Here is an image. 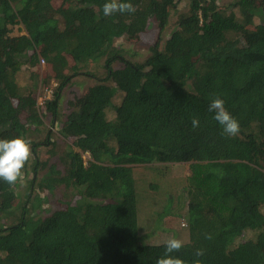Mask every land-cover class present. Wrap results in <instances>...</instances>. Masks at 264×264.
Masks as SVG:
<instances>
[{"label": "trees", "instance_id": "obj_1", "mask_svg": "<svg viewBox=\"0 0 264 264\" xmlns=\"http://www.w3.org/2000/svg\"><path fill=\"white\" fill-rule=\"evenodd\" d=\"M178 1L123 0L136 11L106 17V0H0V136L28 141L33 129L21 115L41 123L35 98L15 80L23 63L43 57L58 81L45 101L52 123L70 78L94 77L82 69L102 57L105 69L68 101L59 130L71 141L42 177L37 147L45 143L30 142L26 200L40 180L39 200L51 210L34 219L24 208L0 227V264H156L172 237L183 241L171 255L184 264H264V0L257 8L255 0H185L183 11ZM151 18L158 27L151 53L128 59L115 42L143 34ZM15 27L23 33L12 36ZM214 97L238 120L237 136L223 135L208 111ZM185 163L187 177H169L171 164ZM15 197L0 180V213ZM197 249L204 255L195 257Z\"/></svg>", "mask_w": 264, "mask_h": 264}, {"label": "rangeland", "instance_id": "obj_2", "mask_svg": "<svg viewBox=\"0 0 264 264\" xmlns=\"http://www.w3.org/2000/svg\"><path fill=\"white\" fill-rule=\"evenodd\" d=\"M231 1L232 0H216V3L217 5H219ZM185 4V0L178 1L177 9L179 11H183V6H185ZM252 5H254V8H257L258 2H256V0L253 1ZM175 15L177 14L171 13L169 28L174 27V25L176 24ZM16 28L17 27H15L13 33H11L12 36H17L23 33V30H18ZM169 32V30L166 31V33L162 37V41L165 39L166 36H168ZM157 40L158 27L156 24V20L154 18H151L148 22L147 29L143 34H140L134 39L119 38V40H117L115 43L124 50V55L128 59L142 62L151 53V49L152 47H154V44ZM162 41H159L160 45ZM19 59H23L25 61L26 57L20 56ZM68 59H70V57H68ZM102 62L103 57L100 58L99 62H97L96 64H93V62L91 61L90 64H88L85 68L82 69V71L87 72L88 74H92L94 75V77L83 74H77L75 76H72L70 78L69 83L60 90V99L57 106L58 116L53 123L51 121V114L45 109V101L52 99L53 93L56 90V87L58 86V81L55 80L52 76H50L49 67L46 61L43 59V57L39 56V61L37 64L29 66L26 63H23L18 72L16 73L15 80L18 85V88L21 90L22 93H30L31 96L35 98L36 107L38 108L40 113L38 114V116L41 120V123L37 124L33 120L24 119L23 115H21V120L26 124H30L33 129L31 130V132H29L27 136L28 142L45 143V145L42 144L37 147L39 161L46 163V166L40 169V177H42V175H44L48 171L49 167L53 164V162L56 161L59 151L64 149L69 144L68 142L71 141V139H67L66 137L61 136L59 130L61 128L62 122L64 121L69 112L68 101L72 100L73 97H75L76 95H81L83 92L86 91V89L90 85L96 83V78L104 77L105 69L102 67ZM114 66L117 67L118 63H115ZM68 73L70 72L68 71ZM45 87H49L51 91L48 92V90H45ZM28 121L32 122L29 123ZM47 137L49 138V140H47ZM13 138L15 137L11 136L10 138H8V135L6 137L0 136V139L10 140ZM50 151H55V156H53ZM83 158L86 161L88 159V155L84 154ZM166 165L169 166L168 164ZM170 166H172V168H170V171L172 172L169 177H174L175 179L187 177L189 173L187 163L171 164ZM140 167L141 166L138 165L135 168L136 171H139V175L141 173ZM32 177L33 174L31 171L26 176L24 173L23 179L18 182L19 184H16L14 186V191L16 193V197L13 201L14 207L9 212L0 213V227L16 222L19 216H21L20 214L23 212L24 208H26V212L24 214L27 215V217L31 216L34 219H38L44 215L49 214V210L51 209L48 208L44 202H41L39 200L46 193L44 190H42L43 183L40 180H38L37 183L33 185L30 201L28 202L26 200V195L30 191L29 181ZM135 187L137 195V215L139 218L140 214L143 211V205H141V201L144 197V194L142 191V184L139 181H136ZM74 197L79 198L77 195ZM74 197L71 200L73 203L75 200ZM58 198H60L62 201L68 200L66 193L61 192V190L59 192ZM177 221L178 218L174 217L173 222L171 221L170 227L175 228V223ZM187 233L188 232H186V234ZM144 234L145 237H147L148 239L150 236L159 234V230L154 232V235L152 233ZM244 235L250 236V233L245 231Z\"/></svg>", "mask_w": 264, "mask_h": 264}, {"label": "clouds", "instance_id": "obj_3", "mask_svg": "<svg viewBox=\"0 0 264 264\" xmlns=\"http://www.w3.org/2000/svg\"><path fill=\"white\" fill-rule=\"evenodd\" d=\"M104 16H112L116 13L131 14L136 11L130 2L123 0H106L102 6ZM209 112H213V119L218 122L222 128V134L228 137H235L240 132V125L224 107L223 99L219 97L212 98ZM198 118L192 119L193 128L199 127ZM31 157L30 143L22 137L13 139H0V180H3L10 186H15L18 181L23 179V169ZM205 239H211V234H206ZM183 247V241L175 237L165 241L163 255L156 260V264H184V262L171 254L179 252ZM204 255L203 249H197L194 252L195 257ZM193 264H201L199 259L193 261Z\"/></svg>", "mask_w": 264, "mask_h": 264}, {"label": "built area", "instance_id": "obj_4", "mask_svg": "<svg viewBox=\"0 0 264 264\" xmlns=\"http://www.w3.org/2000/svg\"><path fill=\"white\" fill-rule=\"evenodd\" d=\"M45 90H48V92H50L51 90L49 89V87H45Z\"/></svg>", "mask_w": 264, "mask_h": 264}]
</instances>
